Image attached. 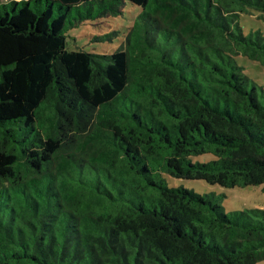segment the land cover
Wrapping results in <instances>:
<instances>
[{
	"label": "trees",
	"instance_id": "trees-1",
	"mask_svg": "<svg viewBox=\"0 0 264 264\" xmlns=\"http://www.w3.org/2000/svg\"><path fill=\"white\" fill-rule=\"evenodd\" d=\"M126 2L141 8L126 46L66 48L68 18L116 15ZM181 3L0 4V264L264 258L263 210L227 214L220 197L163 177L264 184V88L235 60L264 66V35L241 22H264V0L173 14Z\"/></svg>",
	"mask_w": 264,
	"mask_h": 264
},
{
	"label": "rangeland",
	"instance_id": "rangeland-1",
	"mask_svg": "<svg viewBox=\"0 0 264 264\" xmlns=\"http://www.w3.org/2000/svg\"><path fill=\"white\" fill-rule=\"evenodd\" d=\"M12 0H0V4ZM19 1V0H14ZM179 1V0H176ZM189 4H179L173 14H179L182 10L188 11L191 16L196 7L199 11L205 4V0H198V5L193 0H188ZM174 8H169L173 10ZM141 8L126 2L120 8L119 14H105L86 19L76 23L74 18H68V25L65 31L66 48L68 50H83L91 53H112L121 46H126L125 37L131 31V26L138 19ZM251 17V18H250ZM246 14L241 18L244 31L251 28L258 29L264 35V22L256 18V14L251 16ZM179 16L174 15V22L185 33L190 29L191 23L179 24ZM182 25V26H181ZM175 24H173L174 28ZM134 54H131V57ZM235 60L238 65L243 67L244 73L257 86L264 88V66L250 60L243 55H236ZM50 122V121H49ZM196 160H209L210 157L199 156ZM169 187H184L191 189L199 194H214L219 199V204L225 213L233 211H250L260 209L264 211V184L249 185L243 187H222L218 184H209L204 180L182 179L170 176H163ZM255 264H264V258L259 259Z\"/></svg>",
	"mask_w": 264,
	"mask_h": 264
}]
</instances>
